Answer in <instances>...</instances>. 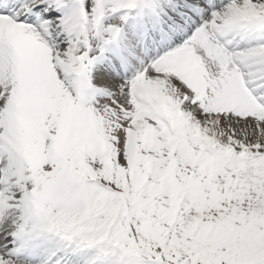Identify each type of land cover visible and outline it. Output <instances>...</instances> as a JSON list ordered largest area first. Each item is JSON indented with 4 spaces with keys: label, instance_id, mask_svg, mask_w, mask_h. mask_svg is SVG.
I'll use <instances>...</instances> for the list:
<instances>
[{
    "label": "snow or ice",
    "instance_id": "1",
    "mask_svg": "<svg viewBox=\"0 0 264 264\" xmlns=\"http://www.w3.org/2000/svg\"><path fill=\"white\" fill-rule=\"evenodd\" d=\"M0 264H264V0H0Z\"/></svg>",
    "mask_w": 264,
    "mask_h": 264
}]
</instances>
